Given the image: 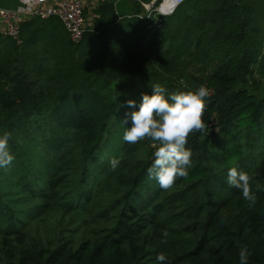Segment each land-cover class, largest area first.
Masks as SVG:
<instances>
[{
    "label": "trees",
    "instance_id": "obj_1",
    "mask_svg": "<svg viewBox=\"0 0 264 264\" xmlns=\"http://www.w3.org/2000/svg\"><path fill=\"white\" fill-rule=\"evenodd\" d=\"M140 2L150 0L132 1L129 16L116 15L112 3L102 5L78 45L54 18L24 23L20 45L0 35V136L12 135L15 160L9 176L14 187L31 190L38 182L50 183L39 194L53 200L63 170L82 161L79 181L84 182L87 160L90 171L95 166L107 172L111 159L120 158L112 174L134 193L125 197V204L132 200L153 209L152 200L160 196L157 188L163 190L159 183L151 193L146 186L144 193L138 189L145 185L156 149H150L152 161L129 163L136 146L151 143L123 140L131 121L125 125L122 120L136 111L127 101L135 100L138 108L144 94H153L155 84L166 89V97L205 85L212 95L206 98L203 119L209 124L213 119L215 126L209 135H190L186 147L193 153L192 166L182 182L192 186L208 181L210 164L216 162L222 166L220 176L232 167L252 175L257 199L252 204L239 189H229L217 212L210 211L214 202L196 208L191 217L179 214L169 222L172 231L167 236L178 253L185 251L164 264H239L245 246L249 264H264V92L258 97L245 87L255 73L264 77V0H186L172 15L152 14L148 20L138 17L144 13ZM43 114L50 127L39 140L31 125L39 124ZM122 169L130 174L124 183L118 176ZM203 215H209L212 236L186 240L177 224ZM16 222L9 204L0 198V238L12 236ZM109 239L77 250L40 249L10 264H151L140 251L124 245L127 239Z\"/></svg>",
    "mask_w": 264,
    "mask_h": 264
},
{
    "label": "rangeland",
    "instance_id": "obj_2",
    "mask_svg": "<svg viewBox=\"0 0 264 264\" xmlns=\"http://www.w3.org/2000/svg\"><path fill=\"white\" fill-rule=\"evenodd\" d=\"M253 78L245 87L260 97L264 92V77L255 73ZM39 119L41 122L32 124L31 128L33 135L40 140V133L50 127V119L46 114ZM38 126L42 127L40 132L37 130ZM136 147L138 148L133 153V160L129 161L131 165L135 162L137 164L138 160L152 161L149 157L152 146L144 143ZM79 154L80 152L74 156L77 158ZM83 164L80 161L71 170L62 171L57 192L54 193L55 198L49 201L41 199L39 193L47 186L50 188V183L45 185L38 182L31 190L17 189L14 187L15 180L9 176L11 166L0 168V198L9 204L17 219L16 232L5 239L0 238V264L18 263L24 255L32 256L40 249L50 251L64 247L77 250L99 242L108 243L111 236L116 237L117 242L127 239L124 243L127 248L140 251L143 254L142 259L146 258L149 263L158 264L156 257L160 253H164L168 259L179 257L185 251L181 248V253H178L173 242L168 236H164V232L172 231L169 227L170 221H174L183 212L191 217L196 213V208L205 207L206 203L216 202L210 211L217 212L219 209L216 206L221 203L220 200H225L229 189H236L228 185L227 174L220 176L223 172L222 166L212 162L208 181L204 178L192 186L183 183L180 178L171 189L160 190L156 180L147 178L138 192L144 193L147 187L151 193L157 188L160 196L152 200L150 207L153 209L142 208L131 204L132 200L125 204V197H132L134 193L132 194L130 188L117 183L112 169L101 172L94 166L90 171V162L87 160V178L84 182L79 181L83 170L80 167ZM119 171L118 176L124 183L130 177L129 171ZM216 181L220 185H215ZM78 189L85 194L82 195L83 198L79 196ZM209 215L194 218V221L185 220L176 227L184 232L186 240L196 242L203 235H211ZM111 245L112 243L107 246L108 250L112 248ZM171 264H177V261H172Z\"/></svg>",
    "mask_w": 264,
    "mask_h": 264
},
{
    "label": "clouds",
    "instance_id": "obj_3",
    "mask_svg": "<svg viewBox=\"0 0 264 264\" xmlns=\"http://www.w3.org/2000/svg\"><path fill=\"white\" fill-rule=\"evenodd\" d=\"M181 3L183 0H174L171 11ZM151 88L153 94H144L138 110L126 113V118L122 120L125 125L131 121V127L126 128L123 140L130 144L144 141L151 143L156 150L153 162L147 169L148 179H155L163 190H169L178 179H186L189 175L193 153L186 145L190 135L198 132L209 135L213 130L203 119L210 90L201 85L194 91H179L166 97V89L160 84L152 85ZM127 106L135 109L137 103L135 100H129ZM11 138L9 132L0 136V168H9L15 160L11 150ZM120 162V158L111 159V169L116 170ZM252 180V175L236 167L227 172L228 185L239 189L245 200L255 204L257 197L253 192ZM167 235L168 233L164 232V236ZM249 255L247 246L241 248L239 264H249ZM166 259L164 253L156 257L158 264H164Z\"/></svg>",
    "mask_w": 264,
    "mask_h": 264
},
{
    "label": "built area",
    "instance_id": "obj_4",
    "mask_svg": "<svg viewBox=\"0 0 264 264\" xmlns=\"http://www.w3.org/2000/svg\"><path fill=\"white\" fill-rule=\"evenodd\" d=\"M185 1L183 0V3ZM140 5L144 13L138 17L143 20H148L152 14L161 17L170 16L177 8L175 7V10L171 11L174 0H150L148 3L140 2ZM85 10L83 0H58L55 3H50L49 0H35L34 5L27 8L23 13L0 9V35L20 45L22 43L21 28L26 21H47L54 18L62 24L69 41L78 45L92 28ZM169 12L171 14H167ZM211 95L212 91L210 90ZM210 125L215 126L213 119Z\"/></svg>",
    "mask_w": 264,
    "mask_h": 264
},
{
    "label": "crops",
    "instance_id": "obj_5",
    "mask_svg": "<svg viewBox=\"0 0 264 264\" xmlns=\"http://www.w3.org/2000/svg\"><path fill=\"white\" fill-rule=\"evenodd\" d=\"M57 1L58 0H49L50 3H55ZM116 1L118 0H83L85 9H86L85 14L90 23V26L92 27L94 19L98 17V13H97L98 8H100L104 4L112 3L113 9H114V4ZM132 1L134 0H131L130 4L133 6ZM34 3H35V0H0V9L12 10V11H16L19 13H23L27 8L34 5ZM114 13L116 15H120L115 11V9H114ZM26 22L29 23L31 22V20L26 21Z\"/></svg>",
    "mask_w": 264,
    "mask_h": 264
},
{
    "label": "water",
    "instance_id": "obj_6",
    "mask_svg": "<svg viewBox=\"0 0 264 264\" xmlns=\"http://www.w3.org/2000/svg\"><path fill=\"white\" fill-rule=\"evenodd\" d=\"M131 0H118L114 4L115 11L123 16H129L134 11V7L130 4Z\"/></svg>",
    "mask_w": 264,
    "mask_h": 264
}]
</instances>
